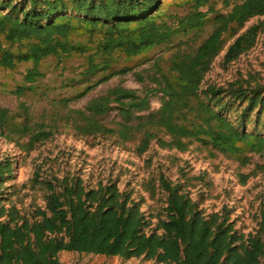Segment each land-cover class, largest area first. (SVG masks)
Segmentation results:
<instances>
[{
    "label": "trees",
    "instance_id": "1",
    "mask_svg": "<svg viewBox=\"0 0 264 264\" xmlns=\"http://www.w3.org/2000/svg\"><path fill=\"white\" fill-rule=\"evenodd\" d=\"M209 1L193 0L191 10L180 16L168 13L161 0H0V68L15 70L30 64L23 84L14 91L21 97L26 86L44 78L40 68L48 59L85 56L81 78L89 83L95 74L109 70L113 54L136 57L213 15L208 36L192 53L182 52L184 43L180 42L170 60L172 77L153 65L150 81L162 94L157 111L149 112L147 96L117 85L73 113L83 124L81 128L93 134L115 106L123 122L105 132L126 141L133 130L143 131L140 153L157 139L160 146L178 151L199 143L240 158L247 154L264 157V132L247 131L243 122L235 124L228 117L227 103L229 96L246 99L247 108L241 112L244 118L254 110L264 113V86L256 84L250 89L235 81L227 87L229 93L213 85L201 90L213 60L223 50V34L233 23L242 27L251 18L264 16V0H219L225 6L232 4L227 14L213 9ZM204 6L208 9L200 10ZM261 26L264 20L251 25L228 46L225 64L253 46ZM131 71L124 65L88 84L76 97L83 98L110 77ZM132 74L143 81L140 73ZM141 112L148 113L134 116ZM9 117L7 109H0V123ZM132 120H138L134 128L125 124ZM34 132L33 142L52 134L41 126ZM10 173V162L0 163V190ZM43 182L49 192L44 207L36 208L30 217L20 215L14 207H0V264H62L61 252L157 264H264V238L259 231L244 234L227 213L206 214L180 186L164 179L166 206L157 213L144 212L139 202L115 184L87 187L82 179L68 177Z\"/></svg>",
    "mask_w": 264,
    "mask_h": 264
},
{
    "label": "rangeland",
    "instance_id": "2",
    "mask_svg": "<svg viewBox=\"0 0 264 264\" xmlns=\"http://www.w3.org/2000/svg\"><path fill=\"white\" fill-rule=\"evenodd\" d=\"M161 1L168 13L183 16L191 10L193 0ZM209 6L222 14L229 13L232 8L231 3L225 6L219 0H210ZM207 9L208 6H204L200 10ZM263 20L264 16L253 17L242 27L235 23L230 25L222 36L223 50L213 60L202 91L213 85L224 87L229 93L227 87L235 81L243 82L244 87L250 89L256 84L264 86V26L259 28L250 49L231 63L223 61L228 46L251 25ZM213 25L212 15L200 26L180 30L166 42L136 57L113 54L109 58V70L95 74L89 83L81 78L86 68L85 56L48 59L40 68L45 72L44 78L26 86L21 97H17L14 91L23 84L24 71L30 64L15 70L0 68V109H7L10 116L0 123V163L9 161L11 166V173L4 178L0 190V207H14L20 215L30 217L36 208L44 207L49 193L41 183L68 177L82 179L87 187H95L98 183L115 184L120 191L139 202L144 212L157 213L166 206L167 194L161 185V179H164L173 186H180L206 214L227 213L239 232L255 234L259 231L264 238L263 156L247 154L240 158L199 143L178 151L160 146L157 139L140 153L138 146L143 131L133 130L131 139L126 141L117 134L105 132L106 128H115V123L123 122L115 106L100 120V130L93 134L81 128L83 124L73 113L83 110L91 99L117 85L136 91L140 97L147 96L149 112L157 111L162 94L150 81L153 65L160 66L166 75L172 77L170 60L180 42L184 43L180 47L182 52L192 53L208 36ZM124 65L131 67L132 71L112 76L96 85L85 97H76L88 84ZM133 72L140 73L143 81H138ZM227 103L230 105L228 117L235 124L243 122L247 131L264 132V116L259 118L264 113L254 110L244 118L241 112L247 108L246 99L229 96ZM147 113H134V116ZM137 123L138 120H132L125 124L134 128ZM40 126L52 134L33 142L31 136L37 132H31L38 131ZM157 137L169 140L162 134ZM55 190L60 191L57 184ZM59 259L62 264H157L143 259L124 260L68 252H61Z\"/></svg>",
    "mask_w": 264,
    "mask_h": 264
},
{
    "label": "crops",
    "instance_id": "3",
    "mask_svg": "<svg viewBox=\"0 0 264 264\" xmlns=\"http://www.w3.org/2000/svg\"><path fill=\"white\" fill-rule=\"evenodd\" d=\"M68 253H70V252H68Z\"/></svg>",
    "mask_w": 264,
    "mask_h": 264
}]
</instances>
